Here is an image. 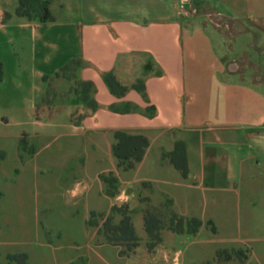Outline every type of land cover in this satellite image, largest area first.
I'll list each match as a JSON object with an SVG mask.
<instances>
[{
    "label": "crops",
    "instance_id": "obj_1",
    "mask_svg": "<svg viewBox=\"0 0 264 264\" xmlns=\"http://www.w3.org/2000/svg\"><path fill=\"white\" fill-rule=\"evenodd\" d=\"M46 1L43 19L41 8L16 14L18 0H0V194L24 181L35 197L95 194L104 208L84 222L120 201L140 215L141 198L167 203L202 223L167 241L202 234L218 241L212 252L242 248L244 264H264V0H202L237 24L230 36L195 17V0H185L186 12L176 0ZM80 82L94 108L79 97ZM115 132L146 139L128 168L112 154ZM176 141L185 175L168 158ZM104 173L118 182L113 195L102 191ZM86 244L112 250L102 264H169L144 247L136 259L138 244L127 255Z\"/></svg>",
    "mask_w": 264,
    "mask_h": 264
},
{
    "label": "rangeland",
    "instance_id": "obj_2",
    "mask_svg": "<svg viewBox=\"0 0 264 264\" xmlns=\"http://www.w3.org/2000/svg\"><path fill=\"white\" fill-rule=\"evenodd\" d=\"M43 1L26 0L27 6L25 5L24 9L34 14L40 2ZM165 1L171 7L170 0ZM176 3L184 8V12L189 11L191 7L187 1L176 0ZM194 3L196 18L218 30L227 31L229 36L232 31L236 30L237 24L234 21L215 12L217 6L214 7L202 0H195ZM71 67L72 65H69L63 72L70 75ZM100 180L104 194L112 193L113 195L117 191L118 182L111 173L101 174ZM12 183L13 181L6 182L9 186L11 184V187ZM31 186V181H24L20 192L3 190V194H0V264H22L21 261L25 254L29 258V264H102L99 258L101 260V257H113L112 250L107 247L95 252L86 244V241H91L93 244V242L102 240V235L106 234V226L112 227L117 224L121 212L129 215L133 234L137 239L136 259L137 256L142 255L144 247L148 254H166L169 264H236L239 263L236 260V256L239 255L235 250L245 251L242 248L220 247L212 252L218 241L209 240L202 234L187 242L167 241L166 237L171 233L186 235L187 230L194 227L193 221L185 224L184 220L188 219L187 217L172 213L167 203L154 206L141 198L142 217L144 211L147 212L148 217L154 218L152 224L157 227L149 235L144 230L141 215L132 213L133 209L129 208L125 201L113 204L106 212L92 211V215H90L91 212L88 213L84 222L88 210L104 208L102 198L95 194L89 197L71 196L68 192L61 193L55 190H52L54 193L51 197H46L41 195L47 192L45 189H40L39 197H35ZM112 207L115 210L112 211ZM169 225L180 232L176 233L169 229ZM204 225L207 229L213 230L210 223L206 222ZM87 227L92 228L94 237L91 236ZM97 229L103 234L96 235ZM112 233L115 232L108 230L107 235L111 236ZM115 235L119 234L115 233ZM118 247V253L124 249V246ZM178 249H182L181 253ZM246 258L242 264L246 262ZM127 263H132V260H127ZM112 264L120 263L114 261Z\"/></svg>",
    "mask_w": 264,
    "mask_h": 264
},
{
    "label": "trees",
    "instance_id": "obj_3",
    "mask_svg": "<svg viewBox=\"0 0 264 264\" xmlns=\"http://www.w3.org/2000/svg\"><path fill=\"white\" fill-rule=\"evenodd\" d=\"M26 0H18V5L15 9L16 14H24V15H30L32 14L28 10L24 9V6ZM46 0L43 2H40L39 8L43 10L41 18H50L49 13L46 9ZM27 6V5H26ZM26 8V7H25ZM38 8V9H39ZM0 73H1V67H0ZM105 82L110 88V90L114 91L117 86L116 82L114 81L113 77L111 75L105 76ZM79 87V97L86 102V105H88L91 108L95 107V102L92 98L88 97L87 92L89 91L90 84L88 82H80L78 83ZM122 87H119V90H121ZM115 142L112 144L111 151L113 156L117 160V166L120 168H128L133 161H137L141 158L143 149L146 146V139L140 135V134H126L123 132H115L114 133ZM168 158L172 165L177 168L182 175H185L186 173V166H185V157H184V149H183V142L182 141H176L174 143V148L171 152L168 153ZM109 195H112V193H109ZM112 211L115 210L114 207L111 209ZM92 215V212L90 213ZM147 212L144 211L143 213V227L147 234L151 235V232L155 230L157 227L152 224L151 217L147 216ZM184 220V219H183ZM185 224H189L191 221L194 222V227L192 229L187 230L188 233H193L196 231V229L199 227L200 220L196 218H188L185 219ZM209 223V221H208ZM89 224V222L87 223ZM93 225V224H92ZM169 229L173 230L176 233H179L180 230L174 229L172 225H169ZM108 230H112L113 232L119 234L115 235V233H112L113 235H107ZM106 234L101 233L99 229L96 231V235L103 234V239L96 242L98 244L106 243L111 245H117V246H124V249L119 252V254L127 255L131 253L134 249V247L137 245V239L133 234L132 225L130 222L129 215L126 212L120 213V218L117 222V224L113 225L112 227L106 226ZM235 252L239 255L236 256V260L239 263H242V261L246 258V251H243L241 249H236ZM228 259V257H226Z\"/></svg>",
    "mask_w": 264,
    "mask_h": 264
},
{
    "label": "built area",
    "instance_id": "obj_4",
    "mask_svg": "<svg viewBox=\"0 0 264 264\" xmlns=\"http://www.w3.org/2000/svg\"><path fill=\"white\" fill-rule=\"evenodd\" d=\"M182 1H185V0H182ZM226 68L228 70H234L236 68V63L234 61H230V62L227 63Z\"/></svg>",
    "mask_w": 264,
    "mask_h": 264
}]
</instances>
